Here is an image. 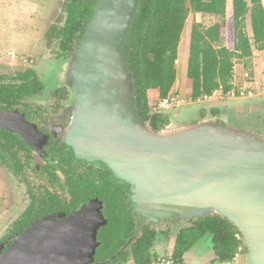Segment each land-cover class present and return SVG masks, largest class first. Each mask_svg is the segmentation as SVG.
<instances>
[{
    "label": "water",
    "instance_id": "95a60500",
    "mask_svg": "<svg viewBox=\"0 0 264 264\" xmlns=\"http://www.w3.org/2000/svg\"><path fill=\"white\" fill-rule=\"evenodd\" d=\"M139 1L95 0L74 56L57 59L74 112L66 141L76 156L106 162L132 186L134 211L143 218L137 225L218 214L245 249L233 264H264V135L218 126L211 116L169 118L160 130L138 118L123 47ZM15 112L0 111L1 126L18 131ZM34 130L19 132L38 149ZM100 206L91 201L67 217L38 220L0 248V264H91L106 224Z\"/></svg>",
    "mask_w": 264,
    "mask_h": 264
},
{
    "label": "trees",
    "instance_id": "16d2710c",
    "mask_svg": "<svg viewBox=\"0 0 264 264\" xmlns=\"http://www.w3.org/2000/svg\"><path fill=\"white\" fill-rule=\"evenodd\" d=\"M227 1H139L123 47V58L129 73L135 112L142 122L149 123L154 130H160L169 123L168 114L164 110L155 111L154 107L173 87L179 43L190 13L219 18L208 26L194 22L190 29L186 77L192 101L211 96L219 88L223 94L230 93L234 88L235 61L251 58L254 50L264 51L262 0H230L229 19L226 17ZM94 3L95 0H66L62 24L54 25L49 32L56 41V49L53 51L55 57L63 58L74 53L91 17ZM247 23L251 36L245 29ZM23 78L36 79L29 74ZM13 86L11 83L0 84V106L11 107L14 104L9 99L15 96L13 91L20 93V89H14ZM25 88H21V91ZM0 139L4 141L3 144L12 143L11 136L5 133L0 132ZM113 226L110 223L107 227L109 236L117 234L115 230L112 232L109 229ZM130 227L133 233V220ZM157 234V230L146 226L127 248H122L125 239L121 233L118 246L102 247L99 250L104 252L103 257L107 259L114 255L111 259L113 262L129 260L132 264H153L158 260L151 253ZM206 235L210 237L213 250L210 264L232 262L240 252L242 244L237 229L225 217L209 214L195 217L189 225L178 230L170 252L172 264H183L186 252Z\"/></svg>",
    "mask_w": 264,
    "mask_h": 264
},
{
    "label": "flooded vegetation",
    "instance_id": "af4514ba",
    "mask_svg": "<svg viewBox=\"0 0 264 264\" xmlns=\"http://www.w3.org/2000/svg\"><path fill=\"white\" fill-rule=\"evenodd\" d=\"M74 54L75 51L63 58H53L65 60L72 58ZM25 74L35 76L36 79H24ZM11 85H14V89H20V93L13 91L15 96L8 99L14 101V104L11 107L0 106V111H16L12 113V124L18 131L8 130L0 124L1 134L5 133L12 138V143L5 144L0 139V162L14 179L15 185H22L23 192L14 186L12 216L6 218L5 225L0 227L1 252L13 243L17 235L38 220L64 218L95 201L97 204L101 203L100 212L106 219V224L98 228L99 246L91 264L129 263V260L113 262L111 259L114 255L107 259L99 249L118 246L121 233V237L125 239L122 248H127L146 226L158 232L151 253L156 255L158 260H164L160 257L173 249L174 239L171 241V236L175 238L178 230L189 225L190 220L195 217L181 219L179 215H174L160 219L157 223L145 222L137 225L143 218L134 211L132 186L119 179L106 162L89 161L76 156L73 147L67 143L66 133L74 116L68 88L59 84L45 91L44 82L35 66L17 71ZM21 88L25 89L21 91ZM257 95L258 93L254 96ZM203 111L200 113L201 119L206 116V111ZM209 112L215 118L216 125H223L220 120V108L212 107ZM19 129L27 135H32L34 129L38 131V136L32 139L38 149L25 142ZM132 220L133 233L130 227ZM110 223L114 226L109 229L117 232L111 235L112 238L107 233ZM161 236L163 241L158 242V237ZM239 249V253L245 250L242 246ZM98 250L100 257L97 259Z\"/></svg>",
    "mask_w": 264,
    "mask_h": 264
},
{
    "label": "rangeland",
    "instance_id": "374dc122",
    "mask_svg": "<svg viewBox=\"0 0 264 264\" xmlns=\"http://www.w3.org/2000/svg\"><path fill=\"white\" fill-rule=\"evenodd\" d=\"M65 2L66 0H0V84L11 83L17 71L34 66L44 82L45 91L63 84L60 78V72L63 70L61 61L53 58L56 41L52 39L49 32L54 25L62 24L65 17L63 10ZM262 2L264 3V0ZM230 16L231 2L228 0L227 19ZM218 20V17L208 14L190 13L188 15L179 43L176 77L172 87L182 102L163 112L175 122H184L200 119V113H203V110L206 111L204 118L211 116L209 112L211 108L218 107L223 125L227 123L252 134L264 135V93L253 97L215 94L210 98L203 97L195 101L190 98V85L187 82L186 71L191 26L194 22L208 26ZM245 29L251 36L248 23ZM235 65L236 73H238L235 80L237 86H242L247 81V78L243 76L244 72L253 78L252 81L256 79L259 83H264V51L254 50L251 58L236 60ZM212 118L215 120L214 117ZM14 186L23 192L22 185H15L14 179L0 162V227L5 225L6 218L12 216ZM173 239L174 237L171 236V241ZM162 241V236L158 237V242ZM169 256L170 252L160 257L164 259L163 264L167 263ZM212 256L210 237L206 235L186 252L183 264H209L208 261ZM96 257L97 259L100 257L99 250ZM233 262L227 263L233 264ZM125 264L132 263L129 261Z\"/></svg>",
    "mask_w": 264,
    "mask_h": 264
},
{
    "label": "built area",
    "instance_id": "2783aa9c",
    "mask_svg": "<svg viewBox=\"0 0 264 264\" xmlns=\"http://www.w3.org/2000/svg\"><path fill=\"white\" fill-rule=\"evenodd\" d=\"M234 73H235V68H234ZM243 76L246 77L247 81L242 85V86H237L235 83V75L233 76V86L234 88L230 91V95L228 94H223V91L221 88L215 90L213 92V94L211 96H214L215 94H219L220 96L223 95H228V96H254L255 95V91L257 92H264V83H259V81H257L256 79L254 81H252V77H249L247 72L243 73ZM250 84V86L248 85ZM246 86H249L248 88ZM236 91H238V94H236ZM211 96H205L204 98H210ZM182 102V99L179 98L178 93H173V92H169L168 95L157 101L155 103V107L154 110H167L170 108H173L175 106H178L180 103ZM166 264H172V259H168L166 261ZM153 264H163V260H158L156 262H154Z\"/></svg>",
    "mask_w": 264,
    "mask_h": 264
},
{
    "label": "crops",
    "instance_id": "0c3cea01",
    "mask_svg": "<svg viewBox=\"0 0 264 264\" xmlns=\"http://www.w3.org/2000/svg\"><path fill=\"white\" fill-rule=\"evenodd\" d=\"M181 41V40H180ZM258 51V50H257ZM259 52H261V51H259ZM253 54H254V51H253ZM236 74H238V73H236V65H235V73H234V75H235V78L237 79V75ZM171 92H173V93H175V91L173 90V89H171ZM256 93H255V95L258 93V95H260L261 93H264V92H257V91H255ZM212 97V96H211Z\"/></svg>",
    "mask_w": 264,
    "mask_h": 264
}]
</instances>
